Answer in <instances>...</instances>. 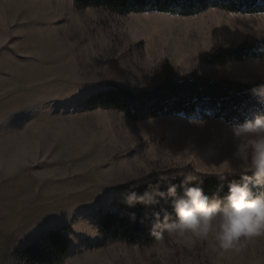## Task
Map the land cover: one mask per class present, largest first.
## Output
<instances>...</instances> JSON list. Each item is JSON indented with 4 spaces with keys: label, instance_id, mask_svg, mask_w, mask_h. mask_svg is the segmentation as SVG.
<instances>
[{
    "label": "rangeland",
    "instance_id": "1",
    "mask_svg": "<svg viewBox=\"0 0 264 264\" xmlns=\"http://www.w3.org/2000/svg\"><path fill=\"white\" fill-rule=\"evenodd\" d=\"M262 38L264 13L117 14L74 0H0V264H38L51 230L69 240L60 264H264V237L221 250L167 233L144 245L102 232L103 215L128 217L125 187L221 176L222 163L241 161L233 125L222 119L131 121L87 102L115 87L150 92L166 77L192 73L264 80V56L204 63L220 48ZM130 169L151 173L122 182Z\"/></svg>",
    "mask_w": 264,
    "mask_h": 264
},
{
    "label": "trees",
    "instance_id": "2",
    "mask_svg": "<svg viewBox=\"0 0 264 264\" xmlns=\"http://www.w3.org/2000/svg\"><path fill=\"white\" fill-rule=\"evenodd\" d=\"M79 8L101 7L117 14L160 12L180 16H192L210 8L227 12L264 13V0H74ZM264 56V38L243 42L235 47L216 50L204 59L207 65H220L229 61H252ZM264 86V80L252 82L229 78L210 79L192 73L177 80L164 78L150 92L132 93L115 87L90 97V105L124 111L131 121L154 118L159 115L183 114L199 119H222L230 125L243 123L255 115L264 113V101L255 91ZM241 175H221L194 178L182 184L185 177L154 178L144 184L125 187V193L144 195L151 193L153 203H135L129 206L128 217L108 213L100 219V228L127 243L148 245L165 236L163 229H154L159 217L175 219L173 197L167 195L171 185L177 187V197L185 187H200L209 198H224L232 183L241 182ZM254 192L259 189L254 188ZM164 192V196L157 193ZM147 199V197H146ZM123 207V206H122ZM158 236L160 237L158 239ZM69 240L62 232L51 230L40 242L35 255L38 264H60L66 257ZM29 252H32L29 250Z\"/></svg>",
    "mask_w": 264,
    "mask_h": 264
},
{
    "label": "clouds",
    "instance_id": "3",
    "mask_svg": "<svg viewBox=\"0 0 264 264\" xmlns=\"http://www.w3.org/2000/svg\"><path fill=\"white\" fill-rule=\"evenodd\" d=\"M255 91L264 101V86ZM232 133L235 154L241 163L238 168H233L224 162L217 174L237 173L242 177L241 182L230 184L224 198H209L195 186L185 187L183 195L177 197V187L171 185L167 195L174 198L175 219L168 215L162 220L158 217L154 229H163L170 239L180 244L204 241L221 250L237 249L241 240L264 237V113L233 125ZM150 173L151 170L130 169L122 182L131 184ZM192 179L186 177L182 184ZM254 188L259 191L254 192ZM157 195L164 196L165 193ZM125 202L132 206L137 202L150 204L155 201L151 193L138 196L133 192L126 196Z\"/></svg>",
    "mask_w": 264,
    "mask_h": 264
}]
</instances>
